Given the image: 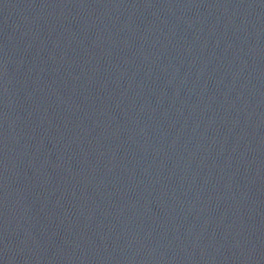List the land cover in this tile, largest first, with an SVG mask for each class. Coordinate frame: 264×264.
Returning a JSON list of instances; mask_svg holds the SVG:
<instances>
[{
  "label": "water",
  "instance_id": "1",
  "mask_svg": "<svg viewBox=\"0 0 264 264\" xmlns=\"http://www.w3.org/2000/svg\"><path fill=\"white\" fill-rule=\"evenodd\" d=\"M132 264H264V0H170Z\"/></svg>",
  "mask_w": 264,
  "mask_h": 264
}]
</instances>
